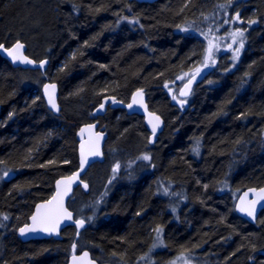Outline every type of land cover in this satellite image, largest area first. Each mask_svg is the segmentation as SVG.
I'll return each mask as SVG.
<instances>
[{"label":"trees","instance_id":"16d2710c","mask_svg":"<svg viewBox=\"0 0 264 264\" xmlns=\"http://www.w3.org/2000/svg\"><path fill=\"white\" fill-rule=\"evenodd\" d=\"M232 11L245 30L238 66L216 56L179 105V79ZM14 40L49 63L43 76L0 58V264H66L74 245L99 263L134 264L156 230L158 263L186 253L197 264H264V211L251 225L233 210L236 193L264 186V0H0V43ZM43 78L58 86V115L33 90ZM136 90L164 120L152 146L141 117L93 116L102 98L127 103ZM93 121L107 134L105 161L68 205L86 228L77 240L69 227L60 241L21 242L34 205L76 170V131Z\"/></svg>","mask_w":264,"mask_h":264},{"label":"water","instance_id":"95a60500","mask_svg":"<svg viewBox=\"0 0 264 264\" xmlns=\"http://www.w3.org/2000/svg\"><path fill=\"white\" fill-rule=\"evenodd\" d=\"M129 1L138 4H153L158 0H129ZM16 43H14L13 45L7 48L3 44H0L3 45V49H0V58L7 61L10 64V66L14 69L19 68L23 70H32V71L37 70L41 74H44L48 67V63H49L48 60L45 59L41 61H34L33 59L29 58L26 55V46L21 42L19 43L23 45V48L20 49L19 55L24 57L25 60L32 61V63L21 62L20 60L13 62L12 57L9 56L7 51H4V49H11L16 45ZM41 64H43V67H41ZM210 73H211L210 66L198 70L179 87L177 91V97L181 100L188 99L192 95L196 86L204 82ZM46 85L49 86L48 92L49 94L52 95V99L56 104V109H53L49 104V97L45 93ZM53 85L54 88L51 87ZM137 93H139V95H137ZM41 94L47 110L51 112L53 115H58L60 112V105L58 101L59 89L57 84L54 82H45L42 85ZM101 105H103V107H101ZM129 105H131V107H129ZM108 108L110 110H123L127 116L135 115L141 117L143 121V125L148 133V145L150 146L155 144L159 135L163 131L164 120L162 119V117H160L158 114H156L155 112L151 111L148 108L146 95L141 90L134 91L131 94L127 103H122L118 100H115L113 97L102 98L100 104L93 111V115L95 117H103V115L105 114ZM0 112H1V105H0ZM157 117L159 118L158 120L156 119ZM153 125H157L155 133H153ZM97 137H99L100 154L90 155L89 148L91 145L95 144ZM76 140H77V164H78L76 170L66 176L57 178L54 182V189L51 196L48 199L38 202L34 205L33 210L27 219V222L21 227H19L16 231V236L21 242H29L35 240H49V239H52L54 241H60L62 231H64L69 227L75 229L76 231L75 239L77 240L79 234L86 228V223L83 220L75 219V215L69 209L68 204L77 188L81 187L84 191L87 190L88 186L87 188L84 187V185L86 184V182L84 181V176L86 175L88 170L93 165L101 164L104 162L105 160L104 147L107 140V134L105 132L100 131L99 123L97 121H94L88 124L81 125L77 129ZM81 144L84 145V154L86 156V163L84 164L83 169H81ZM77 173L79 174L77 179L71 183L70 188L67 189L66 195L63 196V208L66 212L71 213V218L70 219L66 217L61 218L54 232H45V231L26 232L25 235L22 236L20 234V229L32 225L33 222L31 217L36 213L37 205H41V204L47 205L48 208L51 209H55L59 207L57 201L52 200L53 196H55L57 193V181H65V184L61 185V190H64L67 185V178L75 176ZM14 177H15L14 173H7L3 176V179L4 181H10ZM262 190H264V186L246 188L240 192V194L238 195L235 201L234 204L235 214L249 224H255L260 213L264 211V199L260 198L261 196H264V191ZM49 201H51L52 203L49 204ZM253 202H255V214H254L255 218L248 216L244 212H241L239 210L241 206H250ZM74 221H83L84 222L83 226L78 228L77 224L74 223ZM85 253H87V257L84 256ZM74 257L76 258L75 260L73 259ZM66 264H107V263H98L97 261L92 259L91 254L88 250H81L79 252L71 254L67 258Z\"/></svg>","mask_w":264,"mask_h":264},{"label":"rangeland","instance_id":"374dc122","mask_svg":"<svg viewBox=\"0 0 264 264\" xmlns=\"http://www.w3.org/2000/svg\"><path fill=\"white\" fill-rule=\"evenodd\" d=\"M229 1H233V0H228ZM230 19V23L229 26H227V29L224 30L223 35L220 36H209L208 39L206 40V51L202 50L201 53V57H200V61H197L195 63H192L190 68L191 70L184 75V77L180 78L179 80H181L180 83H183L189 76H191L193 73H195L200 67H206V66H212L213 70H216V56L217 58H225L229 61V66L230 69H234L238 66L239 61L241 59L242 56V52L245 49V30L241 29V22H240V18L238 17L237 12H230L229 15ZM238 17V19H237ZM220 30L218 29L217 33H219ZM235 32H243V36H237V37H233V33ZM235 40V42H234ZM209 41H211L213 43V45L215 46L213 48V56L212 59H209L206 61L205 57L208 55V45H209ZM241 41L243 42V46L241 47ZM239 49V53L238 55H236L234 57V53L236 52V50ZM204 52V53H203ZM219 58V59H220ZM215 61V63H213L212 61ZM44 76V75H43ZM46 80V78H43L40 82L41 84ZM176 98V102L179 105H185V103L187 101H181L180 99L177 98V95L175 96ZM145 157V156H144ZM149 158L147 160H145L144 158L142 159V164L146 165L148 164ZM162 185V184H161ZM162 194H166L168 193L166 191V189H162ZM237 198V193L234 195V199L233 202H235ZM163 243V233L160 230H156L153 236V239L151 240V242L149 243L148 248L146 249L145 254L141 257L138 258L137 262H135L134 264H151V260H150V254L153 253L156 250H161V244ZM76 249L73 247L72 248V252H75ZM148 260V261H147ZM156 263V262H155ZM158 264H193L189 254L186 253H178L176 254L174 257H164V260H162V262H159Z\"/></svg>","mask_w":264,"mask_h":264},{"label":"snow or ice","instance_id":"6c2138e0","mask_svg":"<svg viewBox=\"0 0 264 264\" xmlns=\"http://www.w3.org/2000/svg\"><path fill=\"white\" fill-rule=\"evenodd\" d=\"M238 19V17H237ZM255 21H253L254 23ZM185 30V29H182ZM237 36H243V32H235L233 33V37H237ZM235 42V40H234ZM243 46V42L241 41V47ZM215 46L213 45V43L211 41H209V45H208V55L205 57L206 61L209 59H212L213 56V48ZM23 48V45L20 44L19 42L16 43V45L11 48V49H4V51H7L8 55L12 57L13 62L20 60L21 62H25V63H32V61L30 60H25L24 57L19 55V51L20 49ZM0 49H3V45H0ZM239 53V49L236 50V52L234 53V57L236 55H238ZM213 63H215V61H212ZM41 67H43V64H41ZM54 88V85L51 86ZM48 88L49 86L46 85L45 86V93L46 95H48L49 97V104L51 105V107L53 109H56V104L54 102V100L52 99V95L49 94L48 92ZM186 94V93H185ZM137 95H139V93H137ZM173 99H175V97H173ZM135 100V98H134ZM101 107H103V105H101ZM129 107H131V105H129ZM157 120L159 119L158 117L156 118ZM156 127L157 125H153V133H155L156 131ZM89 154L90 155H99V137H97V140L95 142V144L91 145L89 148ZM145 160L148 159L147 156L144 157ZM86 163V156L84 154V145L81 144V169H83L84 164ZM119 168V165L117 164L116 167L113 168V172H116ZM78 173L75 176L69 177L67 178V185L65 187L64 190H61V185L65 184V181H57V193L55 196H53L52 200L57 201L59 207L55 208V209H51L48 208L47 205H37V209H36V213L31 217L32 219V225L28 226L26 228H21L20 229V234L23 236L25 235L26 232H36V231H45V232H54L56 229V226L58 225L59 221L61 218H71V213L66 212L63 208V196L66 195L67 189L70 188V185L72 182H74L77 177H78ZM85 188H87V185H84ZM264 191V190H262ZM261 199H264V196L260 197ZM52 202L49 201V204H51ZM43 210V211H42ZM239 210L241 212H244L246 215L251 216L253 218H255L254 214H255V202H253L250 206H241L239 208ZM4 219H8V217H4ZM74 223L77 224V227H82L83 226V221H74ZM75 248V245L73 246ZM85 257H87V253L84 254ZM74 260L76 259L75 257L73 258ZM83 259V258H81Z\"/></svg>","mask_w":264,"mask_h":264},{"label":"flooded vegetation","instance_id":"af4514ba","mask_svg":"<svg viewBox=\"0 0 264 264\" xmlns=\"http://www.w3.org/2000/svg\"><path fill=\"white\" fill-rule=\"evenodd\" d=\"M16 70H21V71H32V70H23V69H16ZM35 71H37V70H35ZM37 72H39V71H37ZM40 73V72H39ZM45 73H46V71H45ZM45 73L44 74H41V75H45ZM45 82H52V81H49V80H45L43 83H42V85L45 83ZM40 93H41V89H40ZM41 97H42V94H41ZM43 99V98H42ZM59 100V99H58ZM45 104V103H44ZM46 107V106H45ZM77 132V131H76ZM233 210H234V206H233ZM234 213H235V211H234ZM236 215V214H235ZM237 216V215H236ZM238 217V216H237ZM241 219V218H240ZM243 220V219H242ZM244 221V220H243ZM249 224V223H248ZM251 225H254V224H251ZM161 247H162V249L161 250H156V251H154L153 253H151L150 254V260H151V264H158V262H156L155 261V256L156 255H158V253H162L164 250H165V245L162 243L161 244ZM176 254H173V256H175ZM190 256V258H191V260H192V262H193V264H197V263H195V257L193 256V255H189ZM170 257H172V256H170ZM169 257V258H170ZM92 259H94V258H92ZM94 260H96V259H94ZM97 261V260H96ZM148 261V260H147ZM98 262V261H97ZM156 262V263H155ZM99 263V262H98ZM108 264H110V263H108Z\"/></svg>","mask_w":264,"mask_h":264},{"label":"bare ground","instance_id":"6f19581e","mask_svg":"<svg viewBox=\"0 0 264 264\" xmlns=\"http://www.w3.org/2000/svg\"><path fill=\"white\" fill-rule=\"evenodd\" d=\"M16 42H21L20 40H14V41H12V42H10L9 44H7V45H9L8 47H10L11 45H13L14 43H16ZM22 43V42H21ZM24 44V43H23ZM25 45V44H24ZM26 46V45H25ZM19 69V68H18ZM36 86H38V87H36V88H33V90H34V92H36V90H37V88H39V90L42 88V84H41V82H38V84H36ZM105 161V160H104ZM104 163V162H103ZM102 164V163H101ZM66 176V175H65ZM86 182V181H85ZM243 191V190H242ZM33 210V209H32ZM173 256V255H172ZM174 257V256H173Z\"/></svg>","mask_w":264,"mask_h":264}]
</instances>
